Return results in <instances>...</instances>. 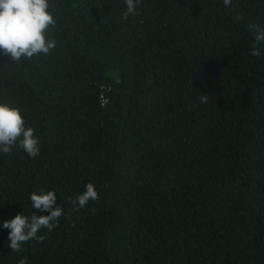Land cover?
<instances>
[{"label":"trees","instance_id":"16d2710c","mask_svg":"<svg viewBox=\"0 0 264 264\" xmlns=\"http://www.w3.org/2000/svg\"><path fill=\"white\" fill-rule=\"evenodd\" d=\"M49 3L56 47L0 53V103L40 141L0 154V225L41 189L64 211L19 253L0 226V264H264V45L250 55L247 28L264 0H142L127 20L124 0ZM88 183L99 198L76 211Z\"/></svg>","mask_w":264,"mask_h":264},{"label":"clouds","instance_id":"9594fccd","mask_svg":"<svg viewBox=\"0 0 264 264\" xmlns=\"http://www.w3.org/2000/svg\"><path fill=\"white\" fill-rule=\"evenodd\" d=\"M141 2L142 0H124L126 11L122 19L127 20L129 15H137ZM223 4L230 6L232 0H223ZM49 9V0H0V53L8 56L15 64L22 58L48 55L56 47L55 39L46 38V31L56 24ZM236 18L243 19L239 15ZM247 28L254 34L255 42L250 55L260 56L259 45H264V26L249 24ZM208 96L200 95L199 101L207 104ZM17 143L30 158H35L40 153L39 138L34 135L32 127L25 126L19 109L0 103V154H10ZM85 188L82 194L71 199L76 211L85 207L90 200L99 198L93 183L86 184ZM30 201L35 212L31 215L17 214L0 225L9 230L7 247L14 253L21 252L23 244L30 240L42 243L44 236L38 235V232L42 228L53 231L63 215V207L56 204L54 191L45 192L41 189L39 194L33 192L30 194ZM38 212L48 214L37 215ZM19 264H26V260L21 259Z\"/></svg>","mask_w":264,"mask_h":264}]
</instances>
